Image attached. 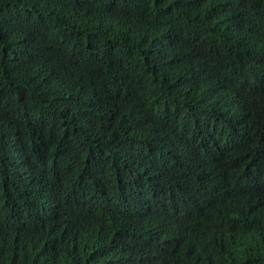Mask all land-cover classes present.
Masks as SVG:
<instances>
[{
	"label": "trees",
	"instance_id": "16d2710c",
	"mask_svg": "<svg viewBox=\"0 0 264 264\" xmlns=\"http://www.w3.org/2000/svg\"><path fill=\"white\" fill-rule=\"evenodd\" d=\"M0 264H264V0H0Z\"/></svg>",
	"mask_w": 264,
	"mask_h": 264
}]
</instances>
